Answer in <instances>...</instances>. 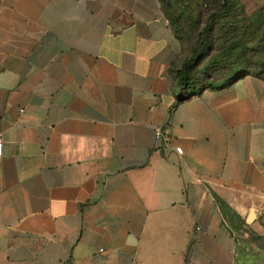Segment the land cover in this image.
I'll return each mask as SVG.
<instances>
[{
  "label": "crops",
  "instance_id": "crops-1",
  "mask_svg": "<svg viewBox=\"0 0 264 264\" xmlns=\"http://www.w3.org/2000/svg\"><path fill=\"white\" fill-rule=\"evenodd\" d=\"M189 58L159 0H0V264H241L264 78L192 95Z\"/></svg>",
  "mask_w": 264,
  "mask_h": 264
},
{
  "label": "rangeland",
  "instance_id": "rangeland-1",
  "mask_svg": "<svg viewBox=\"0 0 264 264\" xmlns=\"http://www.w3.org/2000/svg\"><path fill=\"white\" fill-rule=\"evenodd\" d=\"M196 13L197 9L194 8V15ZM180 23L187 34L182 43L191 57L196 49L197 30L185 18L181 19ZM229 30L232 35L240 37V47L232 52V69L242 66L245 71L262 72L264 76V0H234L233 19L222 24L221 31L219 27L214 30L211 50L202 55L189 70V74L197 80V88L204 85L219 87L226 81L228 68H225V63H220V60L227 49L223 46L221 38L229 33ZM238 74H233V77ZM235 238L241 264H264V236L244 226L235 232Z\"/></svg>",
  "mask_w": 264,
  "mask_h": 264
},
{
  "label": "trees",
  "instance_id": "trees-1",
  "mask_svg": "<svg viewBox=\"0 0 264 264\" xmlns=\"http://www.w3.org/2000/svg\"><path fill=\"white\" fill-rule=\"evenodd\" d=\"M165 17L167 18L174 34L181 41L184 42V36L186 32L180 23L181 19L185 18L187 22L192 24V27L197 30L196 34V49L194 54L184 62L181 73L179 74V82L182 87H188L189 85H195L197 80L189 74V70L195 65V62L199 58L208 53L211 50V43L214 40L213 33L219 27L222 30V24L233 19V6L234 0H159ZM197 9L196 15H194V8ZM204 17V18H203ZM201 29L199 30V26ZM232 30V29H231ZM229 30L227 34H224L223 46H226L227 51L223 55L221 62H224L227 69L228 77L226 81L219 87H225L232 84L234 81L243 78L247 75L254 77L264 78L262 72H248L242 69V66L233 68V63L230 62L233 57V49L240 47V37L232 35ZM187 37V36H186ZM227 63V64H226ZM259 65V63H258ZM239 72V74H238ZM238 74L233 77V74ZM207 77V75H205ZM214 88L213 85H204L200 88H196L192 91V95L198 94L200 91Z\"/></svg>",
  "mask_w": 264,
  "mask_h": 264
},
{
  "label": "built area",
  "instance_id": "built-area-1",
  "mask_svg": "<svg viewBox=\"0 0 264 264\" xmlns=\"http://www.w3.org/2000/svg\"><path fill=\"white\" fill-rule=\"evenodd\" d=\"M155 138L157 140L156 149L158 151L171 148L170 143H169V139L167 138L163 128L158 127V128L155 129ZM2 150H3V140L0 137V157L2 155ZM173 151L177 155H181L182 154V150L179 147H174Z\"/></svg>",
  "mask_w": 264,
  "mask_h": 264
},
{
  "label": "water",
  "instance_id": "water-1",
  "mask_svg": "<svg viewBox=\"0 0 264 264\" xmlns=\"http://www.w3.org/2000/svg\"><path fill=\"white\" fill-rule=\"evenodd\" d=\"M251 219H252V215L249 216V220H251Z\"/></svg>",
  "mask_w": 264,
  "mask_h": 264
}]
</instances>
